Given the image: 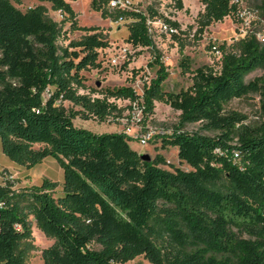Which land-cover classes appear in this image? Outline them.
Listing matches in <instances>:
<instances>
[{
	"label": "trees",
	"instance_id": "1",
	"mask_svg": "<svg viewBox=\"0 0 264 264\" xmlns=\"http://www.w3.org/2000/svg\"><path fill=\"white\" fill-rule=\"evenodd\" d=\"M45 1L70 29L95 30L77 27L70 6L77 0ZM108 1L92 0L90 8L104 19L131 20L126 43L154 50L146 21L155 14L114 15L105 8ZM198 1L204 6L196 21L198 35L237 12L233 0ZM260 2L264 13V0ZM60 35V25L45 16L44 8L22 13L9 0H0L1 151L27 169L47 157L63 169L58 199L50 194L54 185L45 181L21 196L28 202L23 207L12 196L11 182L0 185V264H24L19 246L31 239L29 216L54 240L41 253L43 264H126L139 256L150 264H264V122L241 125L245 117L224 111L230 101L251 93L264 99L258 80L245 82L250 73L264 70V45L254 35L222 44L219 69H196L191 85L176 94L162 90L167 74L160 66L141 96L122 87L92 101L77 94L84 86L80 73L100 67L97 50L108 43L91 34L62 48ZM160 64L157 55L154 65ZM180 68L189 72L187 58ZM47 88L50 95L43 100ZM108 98L142 99L145 116L152 114L155 102L179 112L161 147H176L180 162L191 171L159 168L166 165L160 155L143 160L123 133L97 135L74 127L75 116L99 121L119 117ZM65 101L81 110H65ZM195 123L213 136L184 131ZM234 140L242 170L213 153Z\"/></svg>",
	"mask_w": 264,
	"mask_h": 264
},
{
	"label": "rangeland",
	"instance_id": "2",
	"mask_svg": "<svg viewBox=\"0 0 264 264\" xmlns=\"http://www.w3.org/2000/svg\"><path fill=\"white\" fill-rule=\"evenodd\" d=\"M20 12L42 7L45 16L52 22L59 24L61 35L58 46L68 47L72 41H78L86 35L99 34L108 43L105 49L97 50L100 67L96 70L83 71L80 75L84 78L83 88L77 90V94L87 96L93 100H104L107 90H115L122 87L131 88L136 95L141 96L143 89L148 83L157 77V71L161 66L167 74L162 84V90L167 93L176 94L186 90L192 83L193 72L202 67H210L217 71L221 53L218 47L222 44L229 46L233 42L244 37L254 35L257 41L264 45V13L261 12L260 0H233L237 12L221 22L211 24L202 35H198L197 18L204 10V6L198 0H130L132 11L149 15L150 11L155 18L148 19L149 37L153 43L154 50L150 48H134L126 43L128 36L129 19L112 18L104 19L100 13L90 8L92 0H77L71 2L70 6L76 14V25L78 28L95 29L92 32L72 30L68 23L63 24V16L58 11L51 9V4L45 0H9ZM19 1V4L18 2ZM110 0L106 9L116 15L119 11L109 8ZM165 20L175 23L178 28L166 24ZM160 21L169 29L176 32L165 33L156 22ZM158 55L160 65H154L155 57ZM117 58L116 65L110 61ZM183 58L189 60V72L182 73L180 62ZM255 80L264 86V70H255L250 73L245 82ZM50 90L47 88L42 95L43 100L49 98ZM107 103L112 104L120 111L119 117H107L99 121L93 117L82 119L75 116L72 120L74 127L88 130L97 135L110 133H123L129 135L128 145L141 157L153 160L156 155L164 158L166 165L159 168L172 172L175 169L189 172L191 168L179 160V152L176 147L162 149L161 140L170 136L177 123L179 112L173 110L163 103H154L151 115H144L141 106L142 99L134 102L123 99L108 98ZM60 104V101L58 102ZM264 99L259 93H251L241 99H234L224 106L225 112H234L245 117L241 125L256 127L264 122ZM62 106L67 111H80L79 107L73 106L65 101ZM115 115V113H114ZM201 124H189L184 128L187 133L200 132L205 136H213L212 133L201 130ZM150 127L156 131L153 139L144 147H141L133 138L139 131ZM41 148L34 145L33 149ZM216 156L231 162L239 170L243 169L241 154L236 140L231 142L227 149H215ZM7 181L13 184V198L17 199L24 207L28 202L21 196L26 195L31 187H40L43 182L54 185L50 194L54 199L62 197L63 169L53 157L44 158L34 167L27 169L9 161L1 151L0 145V185ZM26 193V194H25ZM31 239L20 244L19 251L22 252L24 264H43L41 253L54 243L53 239L47 238L38 228L32 216ZM126 264H150L143 256L136 257Z\"/></svg>",
	"mask_w": 264,
	"mask_h": 264
},
{
	"label": "built area",
	"instance_id": "3",
	"mask_svg": "<svg viewBox=\"0 0 264 264\" xmlns=\"http://www.w3.org/2000/svg\"><path fill=\"white\" fill-rule=\"evenodd\" d=\"M132 7V2L130 0H110L109 3V8L113 11H119V12H127V11H132L131 10ZM137 12V11H134ZM157 26L160 27L165 33H175L176 31L173 29H169L168 26L166 27L165 25H163L160 21L156 22ZM146 25H150L149 21H146ZM117 58L116 59H112L110 61V63L112 65H116L117 63ZM123 134L127 135L126 132H123ZM156 131L150 127H146L145 130H141L139 131V133H137V135H135L133 138L136 140V142L141 146L144 147L146 146L155 136Z\"/></svg>",
	"mask_w": 264,
	"mask_h": 264
},
{
	"label": "water",
	"instance_id": "4",
	"mask_svg": "<svg viewBox=\"0 0 264 264\" xmlns=\"http://www.w3.org/2000/svg\"><path fill=\"white\" fill-rule=\"evenodd\" d=\"M143 160H145V161H149V159H148V157H145V156H143V157H141Z\"/></svg>",
	"mask_w": 264,
	"mask_h": 264
}]
</instances>
